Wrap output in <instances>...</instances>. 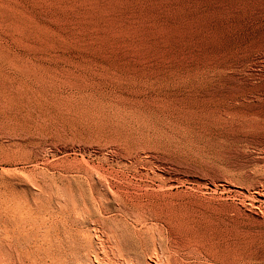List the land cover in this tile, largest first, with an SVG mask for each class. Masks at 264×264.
<instances>
[{
  "label": "rangeland",
  "instance_id": "1",
  "mask_svg": "<svg viewBox=\"0 0 264 264\" xmlns=\"http://www.w3.org/2000/svg\"><path fill=\"white\" fill-rule=\"evenodd\" d=\"M0 91L3 158L48 162L24 201H109L161 264H264V0H0ZM21 225L3 250L52 264Z\"/></svg>",
  "mask_w": 264,
  "mask_h": 264
},
{
  "label": "bare ground",
  "instance_id": "2",
  "mask_svg": "<svg viewBox=\"0 0 264 264\" xmlns=\"http://www.w3.org/2000/svg\"><path fill=\"white\" fill-rule=\"evenodd\" d=\"M0 95H2V91H0ZM19 101L20 96L15 95L14 103L16 106L19 105ZM12 110L18 113L20 111L10 105L6 99L4 105L0 106V115L6 117L10 112H13ZM7 112L9 113L7 114ZM13 150V147H0V157H2L0 158V258L3 264L24 263L20 258L16 256L13 257L10 253H7V251L5 252L2 247V242L8 239L12 242L10 234L19 232V228L22 227V221L23 223L25 222V224L37 228H40L41 224H44L43 227L46 229V232L44 237L39 236V246L52 264H161L158 261V252H156V250L153 252L151 251L150 254L147 253L148 255L142 253L141 249L147 242L142 233L130 231L125 225L113 223L107 225L106 220L101 217L100 211L103 209L105 210L109 201H96L97 211L94 208L93 201H70V199L69 201H39L37 197L38 201H24L23 199H26L27 196H21L18 188L28 189V187H31L35 189H51L48 183V168L45 166L48 162H45L46 164L44 166H39L38 168V162L30 156L16 161L6 159L7 156L3 158L8 152ZM24 165H30L31 168L27 170L21 169ZM84 172L86 175V171ZM22 176L25 178H22ZM63 178H66V176H63ZM67 178L69 179V177ZM93 178L91 177V179ZM91 179L89 178V180ZM34 200H36L35 196ZM112 202L116 203H114L117 205L116 210L121 212L124 216H127V218L129 217V219L131 217L135 219L134 221L139 220L140 222V217L142 215L132 207H129L125 201ZM72 219H75L77 224L75 226H66V222L69 223ZM109 219L111 220L112 218ZM45 224L47 225L45 226ZM50 228H52L51 232L48 231ZM151 240L154 241V238ZM20 245L22 246V244ZM12 249H14V246ZM167 260L168 259H166V263L164 261L165 264H184L178 262L175 258Z\"/></svg>",
  "mask_w": 264,
  "mask_h": 264
}]
</instances>
